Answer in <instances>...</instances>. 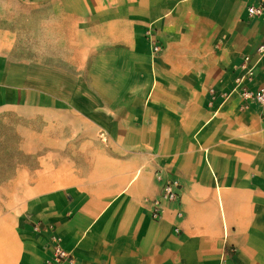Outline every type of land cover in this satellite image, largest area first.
<instances>
[{
    "label": "crops",
    "instance_id": "crops-1",
    "mask_svg": "<svg viewBox=\"0 0 264 264\" xmlns=\"http://www.w3.org/2000/svg\"><path fill=\"white\" fill-rule=\"evenodd\" d=\"M258 3L84 0L99 20L83 34H106L98 7L115 8L118 78L99 70L91 94L85 75L18 42L28 25L58 39L74 0H0V110L27 120L17 149L30 158L0 182V264H264V118L233 89L250 67L243 86L264 87ZM137 22L153 24L155 55ZM157 174L180 197L154 219ZM52 232L71 262H50Z\"/></svg>",
    "mask_w": 264,
    "mask_h": 264
},
{
    "label": "rangeland",
    "instance_id": "rangeland-1",
    "mask_svg": "<svg viewBox=\"0 0 264 264\" xmlns=\"http://www.w3.org/2000/svg\"><path fill=\"white\" fill-rule=\"evenodd\" d=\"M99 0H90V2H97ZM76 6L72 7L74 12V22H60L59 23V37L58 39L50 38V34H30L33 32V27L28 25L26 29L27 34H19L18 42L21 44V51L24 52L27 58L40 59L46 63H58L74 70L76 76L85 75L90 80L91 94L97 93L98 73L105 74V78H118L117 70H115L116 55L111 54L114 38H110L108 34H113V27L115 21L113 19L114 7L101 6L97 14L101 16V30H105L106 34H102L101 38L94 36V34H83L92 27L98 26L99 17L96 14L89 12L88 7L84 4V0H74ZM99 20V19H98ZM130 23H123V31ZM45 31V25L43 24ZM118 25V24H117ZM104 27V29H103ZM131 29V28H130ZM130 29L127 34L130 33ZM69 30L75 34L66 33ZM132 32V31H131ZM143 36L145 46L155 55L159 50L157 40L154 36V27L150 23L137 22L133 25L132 34ZM131 34V33H130ZM101 35V34H97ZM106 35V38L103 36ZM144 44V42H143ZM157 47L156 49L154 47ZM121 71V69H118ZM121 85L118 86L121 93L122 89H128L131 78L127 76H120ZM33 122V121H32ZM25 118L19 117L14 110H0V182L5 176H8L13 167L11 164L18 158L26 159L29 162L30 158H23L19 155L17 145L19 143V128L27 125Z\"/></svg>",
    "mask_w": 264,
    "mask_h": 264
},
{
    "label": "built area",
    "instance_id": "built-area-1",
    "mask_svg": "<svg viewBox=\"0 0 264 264\" xmlns=\"http://www.w3.org/2000/svg\"><path fill=\"white\" fill-rule=\"evenodd\" d=\"M247 13L253 16H260L264 14V5L261 3L249 5L247 7ZM262 47L264 45H260L258 49L260 50ZM154 48L156 49L157 47L155 46ZM250 69L251 67L235 78V86L233 89H238V93L244 101L258 105L260 107L261 117L264 118V87L249 89L243 86ZM156 178L160 181V194L157 198H153L150 201V216L154 219H158L164 208L168 204L176 203L180 197V182L178 179H163L159 174L156 175ZM177 214L179 215L180 212L177 211ZM34 229H39L37 224L34 225ZM49 248L51 263H69L72 261L73 256L71 252L63 248L62 239L58 234L50 233Z\"/></svg>",
    "mask_w": 264,
    "mask_h": 264
}]
</instances>
